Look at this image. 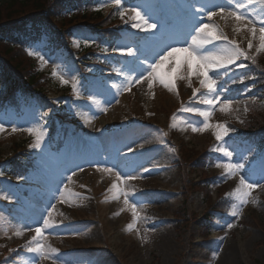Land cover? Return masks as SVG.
Segmentation results:
<instances>
[{
	"label": "rangeland",
	"instance_id": "1",
	"mask_svg": "<svg viewBox=\"0 0 264 264\" xmlns=\"http://www.w3.org/2000/svg\"><path fill=\"white\" fill-rule=\"evenodd\" d=\"M82 1L92 5V0ZM116 7L127 25L116 53L108 56L117 59L104 58L110 65L106 70L87 62L83 44L94 42L96 35L85 28L73 29L67 48L50 49L46 35L29 43L30 62H25L46 75L50 85L42 100L27 95L19 110L0 112V264H264V214L253 211L264 199V150L235 140L236 129L245 128L246 103L253 94L243 84L241 94L232 92L248 74L245 61L260 54L258 63L264 62L259 30L264 0L99 4L106 15ZM66 15L72 18L75 12L57 11L55 20ZM145 21L156 28L146 30ZM205 24L243 54L236 64L208 71L213 92L200 83L204 69L199 57L223 54L226 43L214 39L207 44L208 34L199 32ZM175 48H188L195 58L176 53L149 81L155 65ZM96 77L109 84L97 83ZM160 77L175 87L166 88ZM217 97L215 106L204 103ZM225 103L230 108L222 112ZM201 111L211 113L207 121ZM54 115L66 116L64 126L72 137L61 149L49 144V122L62 123ZM205 123L211 125L207 130ZM217 124L229 130L219 141ZM18 152L33 163L38 160L36 171L16 172L10 162ZM204 152L213 154V165L190 167ZM228 163L243 168L230 173L224 167ZM207 177L210 195L193 185ZM242 179L253 187L241 185ZM243 192L248 193L246 203ZM221 194L231 204L213 215L207 234L200 219ZM130 206L136 207V216ZM35 227L43 229L38 240ZM37 244L44 245L45 255L28 250Z\"/></svg>",
	"mask_w": 264,
	"mask_h": 264
},
{
	"label": "trees",
	"instance_id": "2",
	"mask_svg": "<svg viewBox=\"0 0 264 264\" xmlns=\"http://www.w3.org/2000/svg\"><path fill=\"white\" fill-rule=\"evenodd\" d=\"M100 2L101 0H92V5H89L82 0H0V112L7 114L15 107L18 108L19 98H26L27 95L41 100L44 98L45 87L50 85V80L33 68L31 63L25 62L29 59V43L39 41L43 35L48 37L50 49L67 48L74 37L73 29L85 28L96 35L94 42L88 41L90 43L86 42L83 47L87 49L84 54L88 59L87 62L100 69L110 68V65L104 62V58L109 61L117 59L108 56L116 50L127 24L120 7L114 8L109 15H106L98 7ZM65 9H72L75 15L72 18L66 15L56 21V12ZM58 24L60 28H57ZM20 29L23 30L22 33L19 32ZM262 59L259 54L245 61L244 72L248 74L241 81L235 82L233 90V96L241 94L244 89L241 86L243 84V86L248 85V94H253L246 103L249 116L243 123L245 128L236 129L235 140L253 143L256 150H264V62L258 63ZM82 72L88 73L85 70ZM98 78H96L97 83H100ZM55 116L64 122L65 115ZM254 117H257V120L253 123ZM55 127L50 134L51 141L54 140L55 134L62 130L60 127L55 131L57 126ZM212 155L209 152L197 155L189 163L190 167L206 169L210 164L213 165ZM24 158L25 155L18 152L10 163L15 166L16 172L20 171L25 175L35 170L36 166L31 163L30 158ZM204 181H195L193 185H201L203 193L210 195L211 179L207 177ZM231 201L230 197L221 194L215 203L211 202L207 205V212L200 219L202 228L207 234L210 233L214 222L213 215L223 212ZM253 211L264 214V199L253 208ZM246 218L247 216L244 220Z\"/></svg>",
	"mask_w": 264,
	"mask_h": 264
},
{
	"label": "snow or ice",
	"instance_id": "3",
	"mask_svg": "<svg viewBox=\"0 0 264 264\" xmlns=\"http://www.w3.org/2000/svg\"><path fill=\"white\" fill-rule=\"evenodd\" d=\"M231 15L235 16V19L236 20H241V15H236V13H230ZM136 16L137 18H140V13L137 12L136 13ZM260 24H261V27H260V41H261V44H260V47L262 50H264V20H261L260 21ZM137 27H139V25H137ZM149 28H152V29H155L156 28V24H148L147 21H145V29H149ZM253 35H255L256 33V29L253 28L251 29ZM199 32L201 33H207L208 34V37L205 39V42L207 44H212L213 43V40L216 39V40H220V39H223L225 40V43H226V48H225V51L223 54L221 55H217L215 53H209L208 55H204V56H200L199 57V61L202 65V68L204 70L200 71L199 74L201 76H203V79L200 81V83L208 89L209 92H213L215 90L214 88V85H215V81L212 80L209 75H208V71L213 69V68H227L228 65L230 64H236V61L241 57L242 52L240 51V49L237 47V46H232L233 45V42L232 41H228L226 39V37H216L213 35V32L212 30L210 29V27L205 24L203 27H200L199 28ZM252 45L249 44V48H251ZM180 52H184V53H187L189 57H193L195 58V54L191 51H189L188 48H175L173 49L172 51H169L168 54L166 56H164L163 60L160 61L159 64H156L155 67L152 69V72L151 74L148 76V79L149 81L153 80L155 77H156V73L159 71L161 65L169 59V57H172L174 56L176 53H180ZM129 56L132 55V53L129 51L127 53ZM238 67L240 68H243L244 65L243 64H240L238 65ZM160 82L166 87V88H174L175 87V83L169 79H165L164 77H160ZM149 87H151V84H149ZM197 92L199 91L198 89L196 90ZM219 102V98H208V99H205L204 100V103L206 105H209V106H215L217 103ZM230 108V104L228 103H225L223 108H221L220 110L223 112V111H227L228 109ZM188 111H194L193 109H188ZM199 115L204 117L205 121H207L208 117L211 115L210 112L208 111H201L199 112ZM209 127H211L210 124L208 123H205L204 124V129L207 130ZM215 127L218 129V131L216 132V139L219 141V140H222L224 138V136H226L228 134V128L224 125V124H217L215 125ZM198 129H193V131H197ZM0 131H3V128L2 126H0ZM13 131H16V129H13ZM29 131H31V129H29ZM39 143H37L36 145H33L34 148H37L39 147ZM226 156H230L231 154L228 153V152H225L224 153ZM224 167L226 169H228V171L231 173L232 170L235 168V169H239V168H243V165H233L231 163H228V164H225ZM110 170V169H109ZM117 179H120V177H117ZM241 185L245 186L246 188L248 189H251L253 187V184L252 183H248L245 185V181L242 179L241 180ZM114 189H118V185L114 184L112 186ZM239 191V190H238ZM247 196H248V193L247 192H243L241 194V200L242 202H247ZM125 204H128V200L125 199ZM132 208V213L134 216H136L137 214V210H136V207L135 206H130ZM233 215H235V213H233ZM43 224H44V228H48L49 227V222L47 220L43 221ZM132 227V226H130ZM35 233H36V236L34 239H39L42 235H43V229L41 227H35ZM30 252H36V253H40L42 256L45 255L44 253V245L43 244H37L36 247H30L28 249Z\"/></svg>",
	"mask_w": 264,
	"mask_h": 264
}]
</instances>
